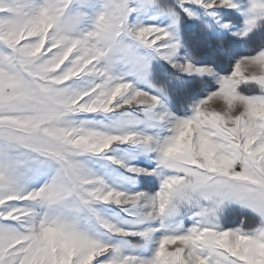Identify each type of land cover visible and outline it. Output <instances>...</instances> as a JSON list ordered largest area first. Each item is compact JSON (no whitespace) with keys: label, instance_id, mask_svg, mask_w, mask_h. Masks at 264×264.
<instances>
[{"label":"snow or ice","instance_id":"snow-or-ice-1","mask_svg":"<svg viewBox=\"0 0 264 264\" xmlns=\"http://www.w3.org/2000/svg\"><path fill=\"white\" fill-rule=\"evenodd\" d=\"M0 264H264V0H0Z\"/></svg>","mask_w":264,"mask_h":264},{"label":"trees","instance_id":"trees-1","mask_svg":"<svg viewBox=\"0 0 264 264\" xmlns=\"http://www.w3.org/2000/svg\"><path fill=\"white\" fill-rule=\"evenodd\" d=\"M201 51H202L203 54H205L209 58H211L213 56V52L210 49H206V48L202 47Z\"/></svg>","mask_w":264,"mask_h":264}]
</instances>
